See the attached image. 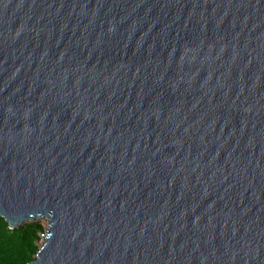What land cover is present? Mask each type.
<instances>
[{"label":"water","instance_id":"obj_1","mask_svg":"<svg viewBox=\"0 0 264 264\" xmlns=\"http://www.w3.org/2000/svg\"><path fill=\"white\" fill-rule=\"evenodd\" d=\"M0 218L27 264H264V0H0Z\"/></svg>","mask_w":264,"mask_h":264},{"label":"trees","instance_id":"obj_2","mask_svg":"<svg viewBox=\"0 0 264 264\" xmlns=\"http://www.w3.org/2000/svg\"><path fill=\"white\" fill-rule=\"evenodd\" d=\"M44 232L41 223H25L19 228H10L0 218V264H27L38 251L40 235Z\"/></svg>","mask_w":264,"mask_h":264},{"label":"rangeland","instance_id":"obj_3","mask_svg":"<svg viewBox=\"0 0 264 264\" xmlns=\"http://www.w3.org/2000/svg\"><path fill=\"white\" fill-rule=\"evenodd\" d=\"M36 223H41L42 226H43V228L46 227V222H45L43 219H40V220L36 221ZM39 243H40V241L38 242V244H39Z\"/></svg>","mask_w":264,"mask_h":264}]
</instances>
